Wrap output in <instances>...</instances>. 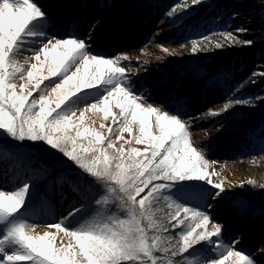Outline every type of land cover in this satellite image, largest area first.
<instances>
[{
    "label": "rangeland",
    "instance_id": "obj_1",
    "mask_svg": "<svg viewBox=\"0 0 264 264\" xmlns=\"http://www.w3.org/2000/svg\"><path fill=\"white\" fill-rule=\"evenodd\" d=\"M60 1L73 5V12L76 8L82 7L80 4L85 2L93 4L89 12L92 14L97 9L111 8L116 0H103L104 4L101 0ZM33 2L42 10L43 15L29 25L28 31L35 35L28 37L22 45V52L15 55L16 65L22 69V72L16 74L13 82L19 92L21 85L25 86V90L31 89L41 76H48V79L41 84V89L34 92V97L38 98L40 92L43 91L50 100V107H55L56 96L51 93V86L60 82L62 78L59 74L51 77L49 72L54 67V57L59 59V54L66 50L61 48L56 53H51V45H49L50 55L45 57L43 53H40V61H36L29 58L35 53L29 52L28 49H39L49 38L63 40L72 36L61 38L54 36L56 26L51 27L50 25L53 24L52 19L56 14L54 15V11L46 8L47 0H33ZM214 3L213 0H204L203 3L192 6L191 0H132L129 6L132 11L124 17L125 20L121 25L109 22L113 26H119L118 31H121L119 29L123 28L120 26L125 25L128 19L127 22L132 27V36L128 37L117 32L114 37L111 36L109 39L106 37L100 44L93 39H88L90 32L83 28L85 32L82 33V37L73 38L84 40L88 45L87 54L94 57L113 58L126 55L128 59L121 60V64L128 68L126 76L129 82L126 87H130L134 95H142L147 104L177 116L181 120L194 117L188 129L190 142L193 146H198L203 150V156L209 162L208 171L215 172L211 179L214 182H221L222 177L216 165L225 168V171H229L233 165H244L258 171L264 170V135L257 136L258 130L241 133L242 130L250 128V126L246 129L236 126L238 123L235 120L234 111L242 105H233L217 116L211 115V112H220L229 100H240L237 93H231L232 89L227 91L229 86L224 82L222 68L214 69L211 75V68L218 64L220 57L210 56L205 51L193 54L191 49L189 52L190 47L193 46L191 43L193 40L198 41V47L202 46V40L195 38L201 34L198 33V28L195 30V26L204 25L203 18L214 8ZM101 5L105 6L101 9ZM185 5H187L186 9ZM208 5H210L209 8L200 13L201 15L192 18L198 14L200 9ZM170 12L172 15H169ZM88 19L91 20L90 17ZM93 20L89 23V28L93 25ZM164 49L169 51L165 52ZM32 64H36L37 68L32 69ZM41 65H43L42 68ZM77 68H80L78 79L82 78L81 61L72 64L67 75L76 72ZM11 70L10 68L9 71ZM29 70L33 71L31 80L27 77ZM94 70L93 66L89 72ZM61 71L63 72V67ZM72 83L70 82L66 88H71ZM198 84L202 85L200 92L196 89ZM45 85L49 87L45 89ZM83 91L86 92L77 93L78 97H70V101L66 102V108L75 107L74 120L81 111L90 108V103L101 99L106 87ZM123 103L125 100L122 95H113L109 98L108 108L112 114L118 116L120 111L118 105ZM100 108H103L102 103L96 109L85 111L81 130L88 127L110 135L114 148L109 149V153H113L121 145L126 153L130 148L141 152L149 149L150 141L136 144L133 139L141 136L138 121L132 123L133 132L131 134L123 132V139H118L121 136V129L125 126V118L118 116L114 125L113 115L105 117ZM127 120L131 121L130 115ZM146 120L150 134L159 136L156 115L148 116ZM101 125L105 127L101 128ZM108 127H114L115 131L108 133ZM169 143L170 141L165 144V147H168ZM135 159H140V157ZM159 182L162 181H153V183ZM26 183H30L31 188L25 203L14 216L0 223V239H3L5 233L13 227L24 224L35 226L27 230L33 236L48 233L50 242L56 247L75 245L73 238L46 225L63 222L66 229L75 230L85 221L96 217L97 212L103 214L102 222H109L107 219L109 215L117 219H128V210L125 206L127 196L119 191L118 185L109 182V186L115 188L116 192L112 193L111 198L106 202L101 201L97 205L94 199L107 194L104 187L88 174L82 173V170L78 169L62 153L42 140H19L13 138L5 130H0V190L17 191ZM226 185V182H223V193L217 196V190L204 181H173L168 182V190H162L158 194L154 193L155 198L149 197L152 201L153 220L157 225H162V227L148 230L149 237H158V243L164 249L154 251V255L159 258L158 264H168L169 260L180 261L181 264L183 261L186 264H208L226 254L225 246H234V250L244 253L253 264H264V202L258 199L253 192L247 193L249 198L238 197L237 191L234 192V188L227 191L224 187ZM147 191L148 189H145V192L137 197V201L146 195ZM164 195L170 200H165ZM220 196L234 202L233 206L215 205V200ZM171 202L208 215L213 222L223 226L222 232L218 237L212 238V243L201 242L183 256H172L171 250L178 246L180 240L179 233L185 231L192 221L185 219L183 224L173 228L174 221L168 219L169 214L175 211L174 207H169ZM136 208L139 211L138 203ZM77 209L79 211H76ZM180 215L183 217V212ZM141 223L145 227L148 226L147 220H142ZM208 230H212L211 224ZM216 244H219L217 248H215ZM22 251L14 241L5 242L3 245V252L7 254ZM2 259L3 255H0V260ZM226 264H235V258H230Z\"/></svg>",
    "mask_w": 264,
    "mask_h": 264
},
{
    "label": "snow or ice",
    "instance_id": "obj_2",
    "mask_svg": "<svg viewBox=\"0 0 264 264\" xmlns=\"http://www.w3.org/2000/svg\"><path fill=\"white\" fill-rule=\"evenodd\" d=\"M203 2L204 0H191V5L196 6ZM184 7L186 9L187 5ZM42 15V10L33 0H11V2L0 0V130H5L19 140H42L62 153L82 170V173L88 174L104 187L107 194L94 199L97 205L101 201L106 202L111 198V194L116 192L115 188L109 186V182L118 185L119 191L127 196L125 206L128 210V219H117L109 215L107 217L109 222H102L103 214L97 212L96 217L85 221L75 230L66 229L63 222L46 225L63 232L76 242L75 245L60 247L50 242L48 233L33 236L27 230L35 226L20 224L6 232L4 238L0 239V255H3L0 264H126V262L127 264H158L159 258L154 255V251L164 249L160 247L158 237H149L148 230L162 225H157L153 220L152 201L149 197H153L154 193H161L162 190H168V182L185 180L204 181L217 190V196L223 193V181L214 182L211 179L215 172L208 171L209 162L204 158L203 150L190 142L188 129L194 117L181 120L147 104L142 95H134L131 88L126 87L129 82L126 76L128 68L121 64V60L128 59L126 55L113 58L88 55L86 52L88 45L85 41L73 37L63 40L49 38L39 49H28L29 52L35 53L29 58L36 61H40V53L45 57L50 55L49 45H51V53H56L61 48L66 50L59 54V59L54 57V67L49 72L51 77L59 74L62 78L60 82L51 86V93L56 96L55 107H50V100L43 91L38 98L34 97V92L41 89V84L48 79V76H41L31 89L25 90V86L21 85L18 92L13 81L22 69L16 65L14 58L18 52H22V45L27 38L35 35L28 31L29 25ZM169 15L172 13L170 12ZM95 27L92 26L93 30ZM246 31L247 29L242 27L235 29V33L242 34ZM221 35L226 38L227 44L218 42L215 44L216 49L234 46L236 43L243 46L252 44L250 40H240L233 32L226 31ZM88 39H91V33ZM202 39L207 40L209 37L205 36ZM191 43L193 54L209 50L202 46L198 47L197 40ZM164 51L169 50L164 49ZM78 61L82 62L83 67V77L79 79L80 68L67 75L71 65ZM93 66L95 70L90 73L89 69ZM31 68L36 69L37 65L32 64ZM257 75L264 77V72H253L252 77ZM27 77L29 80L33 78L32 70L27 72ZM70 82H73L72 87L66 88ZM252 82L255 83V80ZM102 86L106 87V91L101 99L90 103V108H85L74 120L75 107H65L70 97H78L77 93L86 92L83 91L85 89H98ZM48 87L49 85H45V89ZM113 95H122L125 100V103L118 105L120 109L118 116L124 117L126 122L118 139H123V132L131 134L132 123L138 121L141 136L133 139L136 144L150 141V147L145 152L130 148L126 153L121 145L113 153H109L108 150L114 148L110 135L88 127L81 130L85 111L96 109L100 103L103 104L100 111L104 112L105 117L113 115V124H116L118 116L112 114L108 108L109 98ZM256 99L264 100V97ZM245 104H248V101L229 100L220 112L214 111L211 115L217 116L233 105ZM153 114L156 115L159 136H152L148 131L146 117ZM129 115L131 121L127 120ZM104 127L105 125H101V128ZM107 131L113 133L115 128L108 127ZM169 141V146L165 147ZM136 157L140 159H135ZM153 181L162 182L153 183ZM252 183L253 181H248V184ZM260 187L264 188V184ZM30 188L31 184L26 183L17 191L0 190V223H4L8 217L14 216L23 207ZM145 189H148L147 194L137 201V197L144 193ZM163 198L170 200L166 195ZM137 203L139 211L136 208ZM169 207L175 209L168 216L169 221H174L173 228L183 224L185 219L192 221L185 231L179 233L180 240L178 246L171 250L172 256H183L201 242L212 243V238L218 237L222 232V225L213 222L208 215L200 211L173 202ZM181 212L184 214L183 217L180 215ZM142 220L148 221L147 227L142 225ZM210 224L211 231L208 230ZM9 241H14L23 251L14 254L4 253L3 245ZM217 246L219 244H216L215 248ZM225 247L226 254L208 264H226L230 258H235V264H253L244 253L234 250V246ZM168 264H181V262L169 260ZM183 264L186 262L183 261Z\"/></svg>",
    "mask_w": 264,
    "mask_h": 264
},
{
    "label": "trees",
    "instance_id": "obj_3",
    "mask_svg": "<svg viewBox=\"0 0 264 264\" xmlns=\"http://www.w3.org/2000/svg\"><path fill=\"white\" fill-rule=\"evenodd\" d=\"M214 8L206 14L202 26L198 28L199 36L196 39L202 40V46L208 48L206 54L213 57H220L218 64L211 68V75L214 69H223L225 84L229 86L227 91L237 93L240 100L248 101V104L234 111L237 127H247L241 133L258 130V135H264V100L257 97H264V77L259 75L252 77L253 72H264V0H213ZM210 5L199 10L200 13L209 8ZM245 28V33H235L237 28ZM193 27H191L192 29ZM201 31V32H200ZM233 32L240 40L252 41L251 46H243L236 43L234 46H226L216 49L215 44H227L222 32ZM208 36L204 40L202 37ZM255 80V83L252 81ZM251 99V100H249ZM237 127H235L237 129ZM244 136V135H243Z\"/></svg>",
    "mask_w": 264,
    "mask_h": 264
},
{
    "label": "bare ground",
    "instance_id": "obj_4",
    "mask_svg": "<svg viewBox=\"0 0 264 264\" xmlns=\"http://www.w3.org/2000/svg\"><path fill=\"white\" fill-rule=\"evenodd\" d=\"M131 1L132 0H116L115 3H113L112 7L107 10H94L92 13V15H94V20L92 22L93 25H95L96 27L93 30V25H91V27L88 29V32L91 33V39L102 43V41H104L106 37H114L117 32H112L111 35H109V33L112 29V31H117L119 26H113L111 25V23H120L121 25L124 22V17L132 11V9L129 8ZM46 8L52 10V12L53 10L57 11V14L52 19V26L63 25L62 23L65 22L66 16L72 21L78 17L77 20L80 19L81 22L84 23L83 12L85 11L87 13V7L83 6L80 16H77L72 12L70 14H67L68 12L72 11V5L69 2L65 3L60 0H47ZM100 11L102 12L100 13ZM127 20L125 22V25L120 26V28H123V30L119 32L123 35L130 37L133 35L132 27H130ZM134 36L136 35L134 34ZM191 49L192 46L190 47L189 52ZM196 89L198 92L202 91V85L198 84L196 86ZM216 169L221 174L220 176L222 177V181L226 182L227 185L224 187L225 189H227V191H231V188H234V192L237 191L236 195H238V197L246 196L248 198L249 196H247V193L253 192L258 199L264 202V188L260 187V185L264 184V170L258 171L256 169L244 165H233L231 166V168H229V171H225V168L216 165ZM248 181H253V183L248 184ZM240 185H243V187H240ZM216 204H222V206L232 207L234 202H231L230 200H228V198H223L220 196L215 200V205Z\"/></svg>",
    "mask_w": 264,
    "mask_h": 264
}]
</instances>
